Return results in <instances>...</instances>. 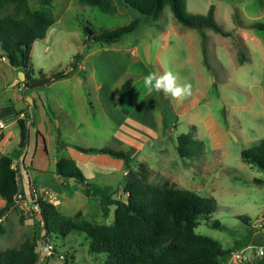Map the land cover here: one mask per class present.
Wrapping results in <instances>:
<instances>
[{
    "label": "rangeland",
    "instance_id": "obj_1",
    "mask_svg": "<svg viewBox=\"0 0 264 264\" xmlns=\"http://www.w3.org/2000/svg\"><path fill=\"white\" fill-rule=\"evenodd\" d=\"M28 3L30 7H35L33 0H28ZM210 5L214 6L215 22L230 33L229 37H221L208 29L198 31L182 27L174 20L169 5L164 6L159 18L153 22L120 7L116 0L112 2V12L80 5L78 0H53L52 6L43 10L52 16L54 24L47 29L44 40L35 42L30 65L33 77L41 72L46 76L68 72L72 68L73 56L85 44L83 55L90 53L92 56L82 64L84 71L80 77L87 75L94 65L99 79L106 83L113 81L120 95L124 93L121 87L126 81L141 79L133 85L137 93L134 102L124 100L126 109L144 97L143 78L150 72L162 75L171 71L177 76L178 86L190 84L191 96L179 100L174 106L171 103L174 104L176 99L160 92L163 100L156 97L161 104L165 127L154 130L152 123L144 126V132L151 140L148 143L143 140L127 143L123 149L134 156L132 171L136 176L143 174L142 165L147 169L144 173L148 184L156 187L167 185L215 200L216 211L200 219L194 232L217 241L223 250L231 251L223 264H231L232 255L239 257L237 264H259L264 260L257 256V252L264 247V182L257 184L255 180L264 181V174L244 163L240 153L264 139V0H185L186 12L193 15H205ZM138 17L141 19L138 30L124 36L116 44L106 46L93 43L84 35L86 30L87 33L89 30L98 34L126 26ZM256 24L261 25L262 30L250 28ZM146 45L150 46L149 63L142 53ZM135 49L137 59L131 60L130 53ZM240 60L244 61L242 65ZM19 72L8 65L5 53L0 50V107L14 101L13 95L20 87ZM62 90V84H56L47 89V93L56 94ZM82 91L86 93V101L84 99L78 114L80 120L86 123L80 135L67 140L84 148L115 149L114 141L108 139L109 128L104 134L88 132V124L96 125L102 118L94 104L91 105L94 111H88V103L92 102L93 97L91 84L87 82L84 89L79 90L81 96ZM28 92L26 90L24 95ZM149 100L154 102L155 98L149 96L144 103ZM13 106L20 108L22 103ZM53 111L59 114L57 110ZM152 117L148 120L153 121L155 115ZM0 121L7 127L3 130L4 136L9 131L16 132L17 128L10 125L13 119L3 118ZM106 121L113 124L112 120ZM192 128L203 143V150L197 157L182 159L176 152V141L181 134L193 132ZM62 138L59 140L54 136L48 142L54 147L59 141L65 142V137ZM116 140L120 141L118 138ZM33 146L34 140L30 138L25 162L30 158ZM133 148L139 150L135 155ZM1 152L10 154L13 162L21 167L20 156L25 154L26 147L18 149L13 136L0 148ZM81 170L88 183L118 189L117 198L126 200L122 193L126 178L123 171L90 176L92 169ZM28 175L30 187L38 194L59 198L55 191L44 187V181L37 173L29 170ZM35 175L37 177L33 181ZM65 187L61 189L63 195L69 196V200H65L68 201L67 209L62 211L65 216L80 212L98 224L109 225L112 222V214L108 220H103L99 203L88 202L80 186ZM22 199L26 198L22 196ZM18 209V213L13 209L6 213L9 223L14 220L21 226L12 231L6 228L7 222H3L2 227L6 230L0 236L1 250L19 247L24 238L32 234L23 233L26 230L34 231V220L41 219L40 215L34 217L25 214L21 204ZM25 219L27 223L22 224ZM215 222L223 229L213 228L211 225ZM244 237H249V242L233 249L235 241ZM41 239L40 243L48 239L54 252L40 256L38 264H94L93 258L97 257L88 254L90 239L83 233L73 232L65 238ZM102 257L98 255L97 258L103 260Z\"/></svg>",
    "mask_w": 264,
    "mask_h": 264
},
{
    "label": "trees",
    "instance_id": "obj_2",
    "mask_svg": "<svg viewBox=\"0 0 264 264\" xmlns=\"http://www.w3.org/2000/svg\"><path fill=\"white\" fill-rule=\"evenodd\" d=\"M117 5L131 10L141 18L156 21L165 5H169L174 20L184 28L211 30L213 33L227 38L229 32L224 31L214 19V6L210 5L205 15H193L186 12L185 0H116ZM35 7H30L28 0L0 1V50L7 58L8 65L24 73L23 88L40 90L54 81L69 78L77 69V63L82 54L76 55L72 68L68 72L55 73L46 76L42 72L33 77L30 65V51L35 41L45 38L47 29L54 24V19L45 14V8L52 6L53 0H33ZM113 0H78L80 5L99 8L103 12H112ZM4 11V12H3ZM141 19L138 17L128 25L113 30L88 35L86 38L93 43L110 46L119 42L124 36L136 32ZM252 29L262 30L261 25L251 26ZM260 28V29H258ZM89 31V30H88ZM240 60V64H243ZM131 83L125 82L124 88ZM14 107L8 106L0 110V120L17 116ZM25 119L18 120L20 148L28 141V129ZM193 132L178 136L176 152L182 159L197 157L203 150V143ZM71 147L82 154L107 155L121 160L123 169L127 171L122 185V193L126 200L117 198L118 189L101 187L87 182L80 169L71 159H60L55 166L56 176L69 185L70 179L81 187L83 195L89 201H96L101 208L103 220L109 225L98 224L86 219L80 212L73 216H65L52 203L37 198L40 207V220H34V231L24 238L19 247L0 249V264H38L43 253L38 248L42 236L45 238H65L73 232L83 233L90 239L88 254L102 255L103 260L94 257V264H223L230 250H223L220 244L206 236L197 235L194 230L200 219L208 217L216 211V202L212 198H202L197 194L170 188L167 185L152 186L146 181V172L142 165L143 174L136 176L132 171L133 157L129 151L122 149L84 148L77 145L58 143V151ZM241 160L264 174V139L257 145L243 150ZM141 165V164H140ZM139 167V166H138ZM22 175L18 166H13L10 156L0 155V198L5 205L0 208V220L10 210L17 213L15 197L19 193L18 182L21 184ZM264 181L255 180L261 184ZM28 186V184H27ZM26 186V187H27ZM26 187H20L22 196L27 198ZM264 218V215H263ZM34 219V218H33ZM223 229L219 223L211 225ZM4 229L0 224V236ZM249 237L237 240L233 249L246 245ZM54 252V251H53ZM64 256V255H63ZM264 264V260L259 262Z\"/></svg>",
    "mask_w": 264,
    "mask_h": 264
},
{
    "label": "crops",
    "instance_id": "obj_3",
    "mask_svg": "<svg viewBox=\"0 0 264 264\" xmlns=\"http://www.w3.org/2000/svg\"><path fill=\"white\" fill-rule=\"evenodd\" d=\"M35 42L32 44L30 54L33 51ZM85 48L86 46L85 44H83L82 49L73 56V61L76 55L82 54V52L84 54ZM135 53L136 49L134 51H131V55L129 56L131 60L137 59ZM89 56L92 55L90 53H88L87 55H82V58L77 63V69L69 78L54 81L50 85H48L45 90H27L23 88V84L20 82V87H18L16 93H14L13 95L14 101L10 102V104L8 105L14 107L13 105L15 103H22V106L20 108L14 107L18 112H20V114L15 117L10 116L6 118L13 119L10 125L17 128L16 132L9 131L4 136L3 131L0 135V148H2L8 142V140L14 136L16 138V145L18 146V149H21L19 146L20 136L17 121L25 119L24 122L28 129V141L25 145L26 152L24 155L22 154L20 156L21 167L16 165L14 162L13 166H18L19 173L22 175L21 184L24 187H26L27 184L30 186L29 183H31L28 175L29 170L37 173V175L43 179L44 187H48L52 191H55L56 195H58L59 198H57L56 196H50L55 199V202L52 204L55 205L61 213L62 211L67 209L66 204H68V201L65 200H69V196L67 197L66 195H63L61 189L67 185L65 183H62V181L55 174V166L60 159H71L75 162L78 168L80 167V170L81 168L92 169L93 172H91L90 176L99 173H116L120 170L123 171L124 176H126L127 174V171H124L123 169V162L121 160L111 158L107 155L82 154L69 146L58 151L56 144L54 145V147H51L50 143L48 142L49 138L52 139L54 136L59 140L64 136L65 142L59 141L58 143L62 142L66 145H75L70 142L71 140L67 139H73V136H75L76 134L80 135V132L83 128L82 126H84V124L86 123V121L80 120V113L78 114V111L80 110V107L84 105V99L86 101V97L84 98V95H86V93L82 91L81 96L79 90L84 89L87 82L91 84L93 96L92 102L90 101L88 103L90 108V110L88 111H94L93 107L91 106L92 104H94L100 117L102 118V121H98L96 125L88 124V132L94 135H97L98 133L104 134L107 128H109L110 133L108 139L114 141L115 145L117 146L115 147V149L124 150L123 147L127 146V143H134L141 140H143L145 143H148L151 139L149 138L148 134L144 132V126H149L152 123L154 130H158V128L165 127L164 125L166 123L161 110V104L157 101L156 97L159 96L161 98L160 93L153 92L152 94H149L147 91H145L142 94V97L144 96L145 98L143 97L139 101H136L129 109L124 108L123 103L125 99H127L131 103L134 102V97L137 96V93L133 88V85L136 81L141 80L140 78L136 79V81H131L127 88H124V84L121 87L124 93L120 95V93L115 90L113 81L110 80L108 83H106L99 79L94 65L87 75H83L80 77L81 72L84 71L82 64L86 62V58ZM136 75L137 74H135L134 76ZM56 84H62V89L64 90V92L62 90L61 93H47V89H50ZM63 85L65 86L63 87ZM26 90L29 91V94L26 93L24 95V92ZM149 96H153L155 98V101L151 102L149 100L144 103L146 98H148ZM178 102L179 100L176 99L174 104L171 103V106H174ZM8 106H2L0 107V110ZM53 109L57 110L56 112H58L59 114H55ZM153 115H155L154 120L152 119L153 121H149L148 119L153 118ZM107 119L109 121L112 120L113 124L110 125V123H107ZM130 121L131 123H129ZM135 125L139 126L135 127ZM30 138H33L34 146L32 148V154L30 158H28L25 162V158L29 151L28 147ZM116 138H118L120 141H117ZM132 151L134 152V155L139 152L138 148H133ZM1 154L11 157L10 154H5L3 152H1ZM37 175L32 178L33 181L37 177ZM85 179L87 180V182L89 181L87 177H85ZM21 184L18 182L19 189L21 187ZM69 185L76 186L74 183L72 184L70 182ZM65 189H67V187H65ZM73 192H75V189ZM87 201L90 202L88 199ZM0 204V208L5 205L4 200H2L1 198ZM4 221L7 222L6 228L12 231L21 226L19 223L15 222V224L14 220H11L12 223H9L6 214L0 220L1 226ZM21 221L22 219L19 220V222ZM24 223H27V219L23 220L22 224ZM23 226L24 225H22V229ZM6 228H3L4 232ZM31 232L32 230H26L23 234H29Z\"/></svg>",
    "mask_w": 264,
    "mask_h": 264
},
{
    "label": "clouds",
    "instance_id": "obj_4",
    "mask_svg": "<svg viewBox=\"0 0 264 264\" xmlns=\"http://www.w3.org/2000/svg\"><path fill=\"white\" fill-rule=\"evenodd\" d=\"M143 87L149 94H152L153 92H164L169 94L173 99L180 101L186 99L192 94L191 85L185 83L182 86H178L177 76L171 71H166L162 75L156 72H150L143 78ZM39 244L40 242L38 245Z\"/></svg>",
    "mask_w": 264,
    "mask_h": 264
},
{
    "label": "built area",
    "instance_id": "obj_5",
    "mask_svg": "<svg viewBox=\"0 0 264 264\" xmlns=\"http://www.w3.org/2000/svg\"><path fill=\"white\" fill-rule=\"evenodd\" d=\"M5 128H6V126L2 123V121H0V135L2 134V132ZM25 192L28 194V197L26 199H22V193L20 192V189H19V193L15 197V204H16L17 208H18V205L21 204L22 209L25 210V212H26L25 214H29V215L34 216V217H37V216L39 217L41 210H40V207H39L38 202H37L38 197H42L43 200L50 202V203L55 202L54 198H52V197L48 198L46 194H43V195L38 194V192L35 191L33 188H31L29 185L26 187ZM27 204H29L30 206L26 207ZM39 250L45 256L47 254H52L54 251V247L49 242V240L47 239L45 242H41L38 245L37 251H39ZM257 256L260 258H264V247H262L257 252ZM59 257L61 259H63L62 256H59ZM238 260H239V257L237 255H232L230 263L231 264H237Z\"/></svg>",
    "mask_w": 264,
    "mask_h": 264
},
{
    "label": "water",
    "instance_id": "obj_6",
    "mask_svg": "<svg viewBox=\"0 0 264 264\" xmlns=\"http://www.w3.org/2000/svg\"><path fill=\"white\" fill-rule=\"evenodd\" d=\"M91 32L88 31V35H90ZM143 57L145 59V61L147 63L150 62V46L149 45H146L145 48L143 49ZM18 79H19V82H24V73L23 72H19L18 73ZM70 183H74V180L73 179H70Z\"/></svg>",
    "mask_w": 264,
    "mask_h": 264
}]
</instances>
